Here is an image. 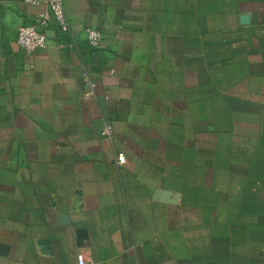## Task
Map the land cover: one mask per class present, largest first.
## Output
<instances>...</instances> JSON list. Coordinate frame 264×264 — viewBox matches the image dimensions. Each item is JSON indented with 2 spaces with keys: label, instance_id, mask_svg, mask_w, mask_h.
Wrapping results in <instances>:
<instances>
[{
  "label": "crops",
  "instance_id": "obj_1",
  "mask_svg": "<svg viewBox=\"0 0 264 264\" xmlns=\"http://www.w3.org/2000/svg\"><path fill=\"white\" fill-rule=\"evenodd\" d=\"M63 8L0 0V264H264V0Z\"/></svg>",
  "mask_w": 264,
  "mask_h": 264
},
{
  "label": "built area",
  "instance_id": "obj_2",
  "mask_svg": "<svg viewBox=\"0 0 264 264\" xmlns=\"http://www.w3.org/2000/svg\"><path fill=\"white\" fill-rule=\"evenodd\" d=\"M64 1L45 0L48 14H39L32 24L21 23L17 26L16 44L22 51L31 53L37 48H44L46 46V36L40 29L48 27L49 22H53L57 29L62 32L69 31V24L63 8ZM23 2L27 5H39L41 0H23ZM84 32L87 45L93 50H98L102 42L101 32L93 28H86ZM112 135V126L105 125L101 130V136L110 140ZM123 162L124 157L119 155L117 163L121 164ZM79 264L84 263L83 261H79Z\"/></svg>",
  "mask_w": 264,
  "mask_h": 264
},
{
  "label": "water",
  "instance_id": "obj_3",
  "mask_svg": "<svg viewBox=\"0 0 264 264\" xmlns=\"http://www.w3.org/2000/svg\"><path fill=\"white\" fill-rule=\"evenodd\" d=\"M1 249L3 250V248L0 246V250H1Z\"/></svg>",
  "mask_w": 264,
  "mask_h": 264
}]
</instances>
